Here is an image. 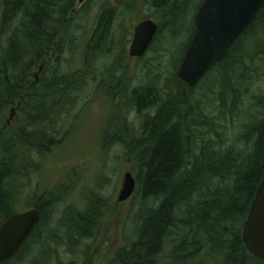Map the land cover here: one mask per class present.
I'll list each match as a JSON object with an SVG mask.
<instances>
[{
	"label": "trees",
	"instance_id": "trees-1",
	"mask_svg": "<svg viewBox=\"0 0 264 264\" xmlns=\"http://www.w3.org/2000/svg\"><path fill=\"white\" fill-rule=\"evenodd\" d=\"M75 2L0 0V226L18 211L37 208L41 213L15 254L0 264H48L60 247L72 252L97 234L108 204L98 185L62 210L72 184L66 190V184L61 189L59 184L53 191L34 192L24 200L42 161L70 134L78 118L73 109L92 80L103 83L99 86L111 100L102 146L115 142L132 156L139 196L136 238L118 248L108 264H264L248 253L241 236L264 176V115H256L264 113V95L250 90L248 65L264 59V5L196 85H183L173 73L163 89L153 83L128 89L121 83L126 81L124 72L123 80L109 79L127 67L124 30L113 31L109 17H103L101 27L83 33L76 43L66 25ZM152 2L168 19L158 26L157 37L163 29H183L182 15L190 0ZM190 24L181 54L195 31L193 19ZM79 48L81 66L64 68L70 66L63 62L64 54L72 58ZM107 57L109 74L97 79L93 64ZM180 60L175 59L174 69ZM212 71L215 79L206 90L219 87L214 92L219 112L236 109L245 119L230 139L213 120L218 116L206 110V94L194 93ZM244 95L249 97L248 110L241 109ZM125 108L143 113L138 134L122 113Z\"/></svg>",
	"mask_w": 264,
	"mask_h": 264
},
{
	"label": "rangeland",
	"instance_id": "rangeland-1",
	"mask_svg": "<svg viewBox=\"0 0 264 264\" xmlns=\"http://www.w3.org/2000/svg\"><path fill=\"white\" fill-rule=\"evenodd\" d=\"M104 1L90 0L81 12H76L78 17L76 16L72 23L69 21L66 24L69 26V28L67 27L70 31L69 36L72 35L71 37L76 39V43L80 42L83 33L92 34L100 6ZM198 1L190 0L189 3H185V10L182 15V18H184L182 30L179 31L177 28L174 33H170L168 30L163 29L162 34L158 35L157 40L153 42L144 56L131 59L127 55L128 60L125 71H118L109 79L116 82L117 78L122 79V73L124 72L126 81L122 79L123 82L121 83H126L128 89L143 86L145 83H153L158 88L163 89L166 83H169L173 73L176 74L178 67L174 69V61L182 56V48L186 44V38H188L189 28L191 27L189 23L194 17ZM110 2L111 5H114L117 4L118 0H110ZM130 5L129 10L126 12L122 10L118 14L119 18L115 20L114 31H120L119 26L126 27L131 31L138 19L142 17H149L157 21L159 25L160 23L163 25L168 23L166 12L154 6L152 0H131ZM254 27L256 30L259 29L257 25ZM183 42L184 44L181 47ZM129 44L126 43L125 51H128ZM80 51L81 48L72 58L68 53L64 54L63 57L66 60H63V62L66 63L68 60L70 65L67 67L65 64L64 68L76 69L81 66ZM110 64L111 61L108 57L105 61L102 59L95 61L92 69L93 76L95 75L97 79L107 78L109 73L105 67H110ZM248 65L252 67L250 76L253 81L250 83V90L255 94L264 95V59L259 58L254 64ZM215 73L216 71H212L205 81H201L195 88L194 93L196 95L206 94V110H210L215 117L218 116L217 119L213 120L222 124L223 129L220 128L219 130L223 131L226 137L230 139L240 131L241 121L245 119H242L243 116L236 109L231 112L229 108H220L219 112V101L217 95H215L220 90L219 87L217 85L212 86L215 94L206 90L207 86L212 84L209 82L214 81ZM90 83V89L80 94L81 98L73 109L72 115L75 114L78 118L73 119L74 126H71L70 134L65 138L64 143L61 144L62 146L54 148L42 161V170L32 176V184L26 190L24 200L25 197L32 195L34 192L35 195H39L43 190L53 191L59 184H62L60 189L64 188L66 184V190L69 187L68 185L72 184L71 195L66 201L61 202L60 209L62 210L66 204H78L79 199L84 197L88 187L98 185V190L108 204L95 237L84 240V243L72 252H69L66 247H60L58 256H51L48 264H68L70 261L76 264H108L118 248L130 245L136 238L134 216L139 201V196L136 197V187L129 198L120 202L117 201L124 173L130 171L135 178L134 162L131 155L125 154L122 145L109 142L102 146V132L110 111L111 100L105 96V91L99 86L103 83H96V80H92ZM248 100V95H244L243 101L245 103L241 109L247 108L248 110ZM114 106L118 110L117 104ZM122 111L126 115L127 122L132 126L134 134H138L143 113L138 114L134 109H127V112L122 109ZM13 112L16 115L17 109L15 108ZM251 112L257 113L255 109H251ZM261 113L259 112L256 115L261 117L264 115V113ZM69 117L71 116L69 115ZM69 117L66 120H69ZM109 133L112 134V132ZM226 144H229V142ZM66 181L67 183H65Z\"/></svg>",
	"mask_w": 264,
	"mask_h": 264
},
{
	"label": "water",
	"instance_id": "water-1",
	"mask_svg": "<svg viewBox=\"0 0 264 264\" xmlns=\"http://www.w3.org/2000/svg\"><path fill=\"white\" fill-rule=\"evenodd\" d=\"M85 1L77 0V4ZM263 5L264 0H202L194 16L195 32L183 53L176 79L185 86H194L211 67L222 60L226 50ZM157 28V23L150 18L135 25L129 46L130 56L143 55L156 35ZM135 187L133 174L126 171L117 201L129 198ZM40 216L39 209L29 208L12 214L1 224L0 263L15 254ZM241 236L248 253L264 260V176L242 225Z\"/></svg>",
	"mask_w": 264,
	"mask_h": 264
},
{
	"label": "flooded vegetation",
	"instance_id": "flooded-vegetation-1",
	"mask_svg": "<svg viewBox=\"0 0 264 264\" xmlns=\"http://www.w3.org/2000/svg\"><path fill=\"white\" fill-rule=\"evenodd\" d=\"M89 0H86L84 3L82 4H77V0L75 2V6L72 8L71 10V13L68 14V21H70L71 23L74 21L75 17L77 16L78 17V13L76 14L77 11H82L83 8L86 6V3L88 2ZM133 1V0H132ZM130 2L131 0H118L117 4H114V5H111V2L110 0H105L103 4H101L100 6V11H99V14H98V17H97V20H96V25L95 27H101L100 24L103 22V19L106 20L107 17H109V22H111L110 24L112 25V29H114V24H115V20L116 18H119L118 17V14L120 12H122V10H124L125 12L127 10H129V6L130 5ZM202 2V0L199 2V4ZM189 3V2H188ZM196 7L198 8L199 5ZM197 8H196V11H197ZM195 11V13H196ZM195 13H194V16H195ZM103 17H106V18H103ZM149 17H142V18H139L138 21L136 22V24L144 19H147ZM111 19V20H110ZM151 19V18H150ZM193 21H194V17H193ZM157 23V21H155ZM70 23V24H71ZM104 23V22H103ZM69 24V25H70ZM135 24V25H136ZM135 25L133 26L132 30L129 31L128 29H126V27H123V26H119L120 29H123L125 34H124V37H122L123 39V42H122V45H124V51H125V45L126 43H130L131 44V41H132V38H133V29L135 27ZM157 25L159 26V24L157 23ZM69 27V26H68ZM118 27V28H119ZM115 30V29H114ZM113 30V31H114ZM158 30V29H157ZM116 33V32H115ZM193 36V35H192ZM155 37H157L156 35L154 36L152 42L150 43V45L148 46L147 50L143 53V55L137 57H132L130 56L129 54V47H128V51L126 50L125 51V54H126V59L128 60V57L127 55L131 58V59H137V58H141L142 56H144V54L150 49V47L152 46L153 42L155 40H157ZM158 38V37H157ZM189 43V42H188ZM129 44V46H130ZM188 45V44H187ZM26 240V239H25ZM24 240V241H25ZM23 244V243H22Z\"/></svg>",
	"mask_w": 264,
	"mask_h": 264
}]
</instances>
